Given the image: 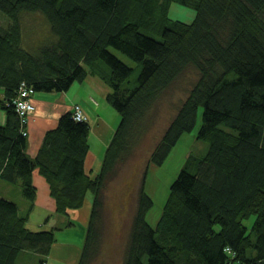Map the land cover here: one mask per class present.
<instances>
[{"label": "trees", "instance_id": "16d2710c", "mask_svg": "<svg viewBox=\"0 0 264 264\" xmlns=\"http://www.w3.org/2000/svg\"><path fill=\"white\" fill-rule=\"evenodd\" d=\"M173 2L193 8L194 20L171 18ZM26 14L41 15L48 32L29 33ZM188 72L194 78L187 95L147 159L123 264H264V0H0V178L19 184L31 209L39 169L63 215L93 192L77 264H91L100 249L106 183L130 153L147 113ZM89 75L108 84L107 100L121 116L95 177L85 172L88 120L63 113L32 157L27 124L14 103L22 84L63 92ZM200 107L196 137L208 150L184 161L153 224L150 167L162 166L192 133ZM28 216L0 193V264H22L27 251L47 264L57 228L31 229Z\"/></svg>", "mask_w": 264, "mask_h": 264}, {"label": "rangeland", "instance_id": "374dc122", "mask_svg": "<svg viewBox=\"0 0 264 264\" xmlns=\"http://www.w3.org/2000/svg\"><path fill=\"white\" fill-rule=\"evenodd\" d=\"M169 15L173 19L189 23L194 20L196 11L181 3L173 2ZM24 20L27 23L29 33L32 35H38L35 31L42 34L48 32V24L41 15L26 14ZM2 21L4 20L2 19ZM156 37L159 36L156 35ZM114 52L126 63L136 66V63L125 54L115 50ZM191 78H194V72H188L177 84L170 86L169 90L160 96L145 116V125L135 138L130 153L119 162L115 176L106 183L101 194L103 209L99 240L100 249L91 264H123L128 251L134 217L139 206L140 189L147 159L175 113L180 98L186 97V87L189 85ZM202 111L203 109L200 107L198 122L192 133H187L182 137L165 163L159 167H150L146 187L155 200L148 216L149 221L153 224H157L162 217V207L167 197L168 187L176 178L184 161L190 154L203 156L208 150V142L196 137L202 123ZM31 156L34 157L35 155ZM19 186L17 183L13 184L0 178L1 195L3 194L5 197L16 201L20 210H23V207L30 202L23 196ZM94 199L93 192H89L84 204L79 208L71 209L70 213L72 218H78V222L83 221L86 223V232L90 223ZM255 218L253 215L247 219L248 226L252 225ZM22 258V264H41L39 260L34 262L31 258ZM49 264L55 263L50 260Z\"/></svg>", "mask_w": 264, "mask_h": 264}, {"label": "crops", "instance_id": "0c3cea01", "mask_svg": "<svg viewBox=\"0 0 264 264\" xmlns=\"http://www.w3.org/2000/svg\"><path fill=\"white\" fill-rule=\"evenodd\" d=\"M109 90L108 84L101 77L89 75L82 82H75L68 91L35 92L32 100L36 108L26 126L29 154L36 155L46 132L57 127L63 113L72 111L75 104H80L90 123L85 172L95 177L101 171L102 159L121 118L107 100ZM2 95L0 89V96ZM1 111L0 120L3 122L5 112ZM33 181L37 188L34 206L29 209V204H26L21 210V213L27 211L29 214L27 226L31 229L57 228L56 241L44 260H47V264L50 260L55 264H77L81 257L86 223L72 218L71 209H68V214L65 215L57 213V204L50 184L37 168L33 171ZM69 221L73 222V225L67 226ZM22 257L31 258L34 262L41 259L37 253L28 251L23 253Z\"/></svg>", "mask_w": 264, "mask_h": 264}, {"label": "built area", "instance_id": "2783aa9c", "mask_svg": "<svg viewBox=\"0 0 264 264\" xmlns=\"http://www.w3.org/2000/svg\"><path fill=\"white\" fill-rule=\"evenodd\" d=\"M35 91L32 87H28L25 84H22L19 90L17 97L14 100L16 110L22 118V122L27 124L31 114L34 112L36 106L32 100ZM73 116L77 120H87L80 104H75L73 107ZM24 134H28L27 129L24 130ZM46 264V263H45Z\"/></svg>", "mask_w": 264, "mask_h": 264}]
</instances>
